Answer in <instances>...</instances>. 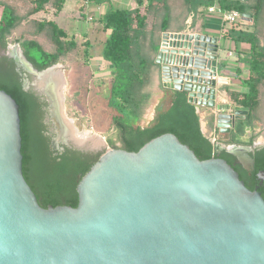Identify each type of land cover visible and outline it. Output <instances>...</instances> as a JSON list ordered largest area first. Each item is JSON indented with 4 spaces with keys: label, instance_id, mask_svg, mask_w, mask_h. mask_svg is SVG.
<instances>
[{
    "label": "water",
    "instance_id": "obj_1",
    "mask_svg": "<svg viewBox=\"0 0 264 264\" xmlns=\"http://www.w3.org/2000/svg\"><path fill=\"white\" fill-rule=\"evenodd\" d=\"M222 51L218 35L165 33L156 62L165 88L213 109L219 132L231 133L248 111L219 102ZM77 181L76 208L40 205L23 172L20 106L0 89V264H264L261 193L225 159L200 160L172 133L138 152L106 151Z\"/></svg>",
    "mask_w": 264,
    "mask_h": 264
},
{
    "label": "trees",
    "instance_id": "obj_2",
    "mask_svg": "<svg viewBox=\"0 0 264 264\" xmlns=\"http://www.w3.org/2000/svg\"><path fill=\"white\" fill-rule=\"evenodd\" d=\"M66 1L0 0V45L6 48L10 43H18L39 71L81 53L87 65L91 59L88 41L77 42L50 17V13L60 14ZM89 1L102 4L107 0ZM136 3L134 10L111 9L101 18L103 28L109 32L103 59L111 65L112 73L106 92L99 91L93 109L102 117L104 126L118 131L123 149L129 152H138L152 139L172 133L200 160L218 157L216 144L203 133L199 112L189 102L187 92H169L158 107L155 119L148 123V117L152 109L151 87L160 74L156 59L163 35L184 30L191 15L219 5L222 12L253 16L252 22L229 24L225 21L223 28L225 37L250 46L246 61L249 73L242 82L245 91L229 92L231 99L239 108L247 110L248 115L238 121L236 131L223 144L251 146L264 134L255 128L257 122L264 120V0H136ZM22 29L32 37H13ZM0 75V89L20 106L23 172L40 205L76 208L78 176L84 177L99 158H82L68 149L55 156L49 138L42 131L39 105L24 92L16 75L11 72ZM83 91L81 88L76 92L77 103L85 104ZM35 114L40 126L38 135L33 126ZM213 120L209 123L211 129ZM248 129L254 132L247 140L241 139Z\"/></svg>",
    "mask_w": 264,
    "mask_h": 264
},
{
    "label": "crops",
    "instance_id": "obj_3",
    "mask_svg": "<svg viewBox=\"0 0 264 264\" xmlns=\"http://www.w3.org/2000/svg\"><path fill=\"white\" fill-rule=\"evenodd\" d=\"M12 1L21 3V0ZM136 8V0H107L102 4H96L94 2H90L89 0H67L63 11L60 14L50 13V17L54 19L59 24V26L65 29L69 36L73 37L77 42L83 43L88 41L90 52V49H92V47L97 43L105 45L109 37V32L106 31L101 24V18L109 10H134ZM0 10L2 11V7ZM203 13L206 15L202 16L200 13L197 15H191L186 21L184 30L170 33H181L185 31L191 32L193 30H198L203 34L209 33L211 35H218V37H220L221 44L223 46L222 58L224 61V71L222 74L227 78V80L226 83L220 87V89L223 91V95L219 97V102L223 104H232L234 107H239L238 103H235L231 99L229 92L245 91L242 82L247 78L249 73V65L246 62V58L248 57L250 46L245 43H237L224 36L223 28L225 21L224 14L222 12L215 11L211 14L207 12ZM248 22L250 21L248 20ZM244 28L247 29L246 26H244ZM94 61L97 62L95 63V66L98 67L97 72H94V78L98 79L101 77L111 76L112 67H107L105 71L99 69L104 65V63L108 62H106L101 57H94L91 55V59L89 61L90 66L94 67V65H92V62ZM108 66L111 65L108 64ZM172 91L174 90L167 89L163 86L161 75H157V80L151 87L152 107L154 105H159L160 107L162 101H164L169 92ZM202 113L204 114L208 123V129L217 139L216 143L223 144V141L228 137L226 134L219 132V129L216 127V121L214 118L215 111L205 107ZM212 120L214 121V127L211 129L209 128V123ZM251 134L252 133H246L245 138L248 139Z\"/></svg>",
    "mask_w": 264,
    "mask_h": 264
},
{
    "label": "rangeland",
    "instance_id": "obj_4",
    "mask_svg": "<svg viewBox=\"0 0 264 264\" xmlns=\"http://www.w3.org/2000/svg\"><path fill=\"white\" fill-rule=\"evenodd\" d=\"M20 35H25L26 38L32 37L25 29L19 30L13 37ZM18 45V43L13 42L8 46L13 49L14 46ZM103 49L104 44L97 43L90 49V54L103 59ZM20 50L22 49L20 48ZM20 50L18 49L19 53L21 52ZM84 62L82 53L77 57L62 60L57 64L61 70L56 71L61 74L59 75L62 78V84L60 85V83L52 81L53 86L51 87L54 91L55 101L58 104V112L65 130L60 129L61 131H59V128L53 123L52 116L48 112L41 113L40 121L43 134L49 138L53 151L59 150L67 144L91 154V158H100L108 150L122 148L123 144L119 138L118 131L104 126L102 117L93 109V106L97 104V95L102 91L106 92L110 77L94 78V72L96 73L98 68L95 66L97 62H92L94 67L90 66L89 63L85 65ZM108 64L104 63L99 69L105 71L107 67L111 68ZM29 87L31 90L35 89L39 92L42 91V88H45L39 77L29 78ZM81 88L84 89L83 101L85 104L77 103L74 98L76 92ZM86 89L87 91H85ZM33 126L38 135L40 126L37 114L34 115ZM255 127L264 131V120L257 122ZM87 132H92V134L84 136ZM111 142L114 143V146H112ZM39 145L40 143L37 141L35 147L38 149Z\"/></svg>",
    "mask_w": 264,
    "mask_h": 264
},
{
    "label": "flooded vegetation",
    "instance_id": "obj_5",
    "mask_svg": "<svg viewBox=\"0 0 264 264\" xmlns=\"http://www.w3.org/2000/svg\"><path fill=\"white\" fill-rule=\"evenodd\" d=\"M20 48L21 47L18 46H14L13 49L10 46L4 48L0 45V74L5 76V74L11 72L16 75L24 92L31 96L39 105V114L41 115L43 112H48L52 116L53 123L59 128V131H61V126L58 123V104L55 101L54 91L51 89V91L42 90L39 92L35 89H30L29 78L37 77L36 74L39 70L28 60L23 49L21 48L22 50H20ZM18 49L21 51L20 53L18 52ZM34 72H36V74ZM253 132L254 129L246 130V133ZM231 133L223 134H226L227 137H229ZM245 137L246 134L243 135L241 139L247 140ZM236 146L245 148V151L242 153L235 152V155L228 152H221L218 154V157L225 159L235 168L239 173L240 178L251 191L261 193L264 198V135L260 136L251 146L242 144H237ZM67 149L82 158L91 156V154L85 153L84 151L67 144L59 150H56L55 156L64 154Z\"/></svg>",
    "mask_w": 264,
    "mask_h": 264
},
{
    "label": "built area",
    "instance_id": "obj_6",
    "mask_svg": "<svg viewBox=\"0 0 264 264\" xmlns=\"http://www.w3.org/2000/svg\"><path fill=\"white\" fill-rule=\"evenodd\" d=\"M245 2L246 0H240ZM215 11L218 12H222V10L220 9L219 5H215L211 8L208 9L207 13L211 14L214 13ZM224 14V21L228 22L229 24H234V23H239L243 20H245L243 15H240L238 13H226V12H222ZM197 110L199 112L200 118H201V127H202V131L203 133L208 136V138L214 143V144H218L217 139L214 137L213 134H211L210 130L208 129V123L206 121V118L204 116V114L202 113L203 109L205 108L204 106H198L196 105Z\"/></svg>",
    "mask_w": 264,
    "mask_h": 264
},
{
    "label": "bare ground",
    "instance_id": "obj_7",
    "mask_svg": "<svg viewBox=\"0 0 264 264\" xmlns=\"http://www.w3.org/2000/svg\"><path fill=\"white\" fill-rule=\"evenodd\" d=\"M59 69L61 70L60 67L55 66L54 68H52L48 72H45L42 76L39 77V79L42 80L43 87H45V88H42V90L51 91L50 90V89H52L51 86H53L52 81H55L58 84L60 83V85L62 84V82H61L62 78L60 77L61 74L59 72H56ZM58 123L61 126V129L65 130L64 125H63L62 120H61V116L59 115V112H58ZM91 134H92V132H87L84 134V136H88Z\"/></svg>",
    "mask_w": 264,
    "mask_h": 264
}]
</instances>
